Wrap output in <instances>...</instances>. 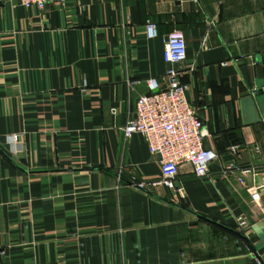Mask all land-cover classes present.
<instances>
[{
    "label": "crops",
    "instance_id": "crops-1",
    "mask_svg": "<svg viewBox=\"0 0 264 264\" xmlns=\"http://www.w3.org/2000/svg\"><path fill=\"white\" fill-rule=\"evenodd\" d=\"M174 30L219 158L143 190L158 160L122 128L148 79L166 87ZM263 54L264 0H0V264H264ZM233 143L256 171L242 183L222 175Z\"/></svg>",
    "mask_w": 264,
    "mask_h": 264
},
{
    "label": "built area",
    "instance_id": "built-area-1",
    "mask_svg": "<svg viewBox=\"0 0 264 264\" xmlns=\"http://www.w3.org/2000/svg\"><path fill=\"white\" fill-rule=\"evenodd\" d=\"M10 1L26 8L36 7L42 10L49 3L63 4L67 0ZM146 35L148 38H154L157 35L154 22H146ZM185 58L184 34L182 31L174 30L167 35L163 47V59L170 64L164 74L166 87L159 88L155 79H148L149 93L140 95L136 99L134 114L122 128L125 140L135 133L141 134L150 154L158 157L160 176L149 182L138 183L137 187L143 190H146L147 185H162L174 189L178 168L182 164H189L197 177L207 176L210 163L219 158L216 151L204 148L202 121L198 118L195 107L187 100V86L181 81L186 70L176 67L184 62ZM262 67L264 70V54ZM137 82L136 80L128 81L131 86ZM243 148L240 143L230 144L227 147L228 159L222 167L224 177L235 175L241 183L246 176L256 173L253 168L239 164L238 160ZM251 197L254 201H258L259 193L254 191ZM238 229L245 232L244 218H238Z\"/></svg>",
    "mask_w": 264,
    "mask_h": 264
},
{
    "label": "water",
    "instance_id": "water-1",
    "mask_svg": "<svg viewBox=\"0 0 264 264\" xmlns=\"http://www.w3.org/2000/svg\"><path fill=\"white\" fill-rule=\"evenodd\" d=\"M261 69H263V68L261 67ZM204 148L205 149H209V147H207V146L204 147ZM241 155L243 157V160L242 161H239V164H245V163H247L248 162V160H247V152H243V153H241Z\"/></svg>",
    "mask_w": 264,
    "mask_h": 264
}]
</instances>
